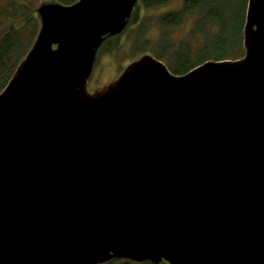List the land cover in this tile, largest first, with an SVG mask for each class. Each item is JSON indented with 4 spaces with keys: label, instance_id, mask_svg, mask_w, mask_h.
Instances as JSON below:
<instances>
[{
    "label": "water",
    "instance_id": "water-1",
    "mask_svg": "<svg viewBox=\"0 0 264 264\" xmlns=\"http://www.w3.org/2000/svg\"><path fill=\"white\" fill-rule=\"evenodd\" d=\"M139 0L43 2L0 92V264H264V0L243 57L146 53L88 88Z\"/></svg>",
    "mask_w": 264,
    "mask_h": 264
},
{
    "label": "trees",
    "instance_id": "trees-1",
    "mask_svg": "<svg viewBox=\"0 0 264 264\" xmlns=\"http://www.w3.org/2000/svg\"><path fill=\"white\" fill-rule=\"evenodd\" d=\"M72 4L78 0H57ZM173 0H139L144 9H159ZM249 0H183L181 7L162 10L140 18L137 28L129 34L132 56L152 52L166 62L175 74H184L207 60H235L245 54L244 26ZM35 7L11 0L0 6V14L12 19L0 35V91L8 84L17 65L32 47L40 19ZM193 18L190 32L181 38L173 32L187 19ZM161 29L160 39L150 38L149 32ZM173 31V32H172ZM102 264H154L115 258Z\"/></svg>",
    "mask_w": 264,
    "mask_h": 264
},
{
    "label": "rangeland",
    "instance_id": "rangeland-1",
    "mask_svg": "<svg viewBox=\"0 0 264 264\" xmlns=\"http://www.w3.org/2000/svg\"><path fill=\"white\" fill-rule=\"evenodd\" d=\"M11 0H0V6H5ZM14 1H22L26 4L35 7L37 12V7L43 2H50L54 0H14ZM183 0H173L172 3L165 5L159 9H144L142 4H138L137 8L134 11L133 17L130 20V23L125 28V30L116 35L108 36L103 42L102 46L98 51L97 61L94 66V70L91 77L88 80V88L93 91L95 88L101 87L104 84H107L110 81H113L118 78V76L122 73L124 68L131 63L133 60L140 58L146 53L152 54V52L141 53L137 56H132L131 47L132 41H129L130 32L137 28L140 18L143 16H147L150 14H158L162 10L166 11L167 9H175L181 7ZM38 14V13H36ZM39 16V15H38ZM40 19V17H39ZM193 18L187 19L182 26L176 28L173 32L175 37L181 38L184 35H188L190 32L189 26L192 25ZM41 22V20H40ZM12 23V19L6 18V16H2L0 14V35L10 26ZM41 26V23H40ZM162 31L159 28H154L149 32V37L160 39L162 36ZM1 92V91H0ZM106 263V262H105ZM159 264H169L167 261H162Z\"/></svg>",
    "mask_w": 264,
    "mask_h": 264
}]
</instances>
